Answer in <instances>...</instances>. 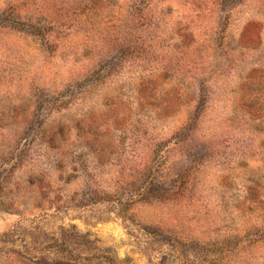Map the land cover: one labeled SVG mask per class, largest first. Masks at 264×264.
<instances>
[{
    "label": "rangeland",
    "instance_id": "374dc122",
    "mask_svg": "<svg viewBox=\"0 0 264 264\" xmlns=\"http://www.w3.org/2000/svg\"><path fill=\"white\" fill-rule=\"evenodd\" d=\"M0 264H264V0H0Z\"/></svg>",
    "mask_w": 264,
    "mask_h": 264
}]
</instances>
